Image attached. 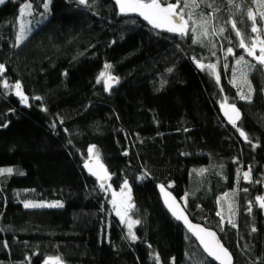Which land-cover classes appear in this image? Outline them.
<instances>
[{
	"label": "trees",
	"instance_id": "obj_1",
	"mask_svg": "<svg viewBox=\"0 0 264 264\" xmlns=\"http://www.w3.org/2000/svg\"><path fill=\"white\" fill-rule=\"evenodd\" d=\"M45 2L0 5V167L21 168L0 175V264L57 256L63 264H214L165 210L158 184L217 232L234 264H264L257 199L264 195V69L256 64L250 101L231 85L239 42L253 33L247 12L258 5L197 0L199 7L185 9L195 32L181 36L121 14L114 0H50L40 20ZM26 3L28 18L20 10ZM21 18L31 28L16 45ZM105 64L118 80L109 91L97 83ZM17 81L27 103L13 91ZM225 102L239 110L235 126L221 115ZM92 145L107 184L119 190L128 182L135 240L84 170ZM221 195L233 204L232 223L217 214ZM25 201L63 206L25 208Z\"/></svg>",
	"mask_w": 264,
	"mask_h": 264
},
{
	"label": "snow or ice",
	"instance_id": "obj_2",
	"mask_svg": "<svg viewBox=\"0 0 264 264\" xmlns=\"http://www.w3.org/2000/svg\"><path fill=\"white\" fill-rule=\"evenodd\" d=\"M4 0H0V3H3ZM50 0H46V2L43 4V7L45 10L48 9ZM79 4L85 5L87 4V0H78ZM116 4L119 6V11L121 14H127V13H138L140 16H142L146 21H148L149 24H151L154 28H163L166 29L169 32L178 33L181 36L186 35L189 33V31L195 32V21H193V27L189 28V21L192 20L193 14L191 12L188 13V18H185V9L190 7L191 5H194L195 7H199V4L197 3V0H176L175 3H169L168 0H115ZM205 0H200V3H204ZM228 2L231 4L234 2V0H228ZM254 3L258 5V9L254 12L253 10L249 9L247 12V17L249 20L253 21V26L251 28V31L253 33L260 32V29L257 27V16L260 17L261 21H264V11H260V8H264V0H253ZM182 4V6H181ZM32 5L30 3H26L21 8V16L25 14V9H30ZM211 7V5H209ZM239 7V6H238ZM204 24H207V21H203ZM232 29L236 30V35L241 36L240 31L237 29V24L235 21H230ZM225 29L221 27L219 29L220 33H223ZM201 36L207 37L208 32L205 28L203 32L200 34ZM25 39V30L23 28V25H21L20 32L16 35V45H18L21 41ZM200 37L194 36L193 42L197 43L199 42ZM15 46V45H14ZM241 49H243L248 56L254 57V59L257 62V65H264V39H260L259 37L253 38L249 43L246 42L244 39L240 40V43L238 45ZM259 47V55H256L255 49ZM228 53L233 52V48L229 47L227 49ZM244 57L241 56L237 63H240L243 61ZM197 66L201 69L209 68L214 69L215 65H203L197 61ZM112 66L110 64L104 65V71H101L99 75L97 76V83H100L103 81L105 90L108 91L113 83H117L118 80L116 77L112 76L108 70ZM251 68H255L256 65H251ZM5 70V66L0 64V72H3ZM168 71H171L169 69ZM217 81H219V76H217ZM16 88V94L21 97L22 103H27L28 98L24 96L23 91L21 90V84L19 81L16 82L15 86ZM251 95L245 96L244 94H240V99L242 100H251ZM36 99H39L37 97ZM222 109H225V116L228 117L229 122L233 124V126L236 125V121L240 119V113L239 110L236 108L235 104L227 105L225 104L221 105ZM6 126V125H5ZM241 136H244L245 139H247L246 134L241 131ZM255 147V145H253ZM90 159L93 155H95V158L97 161L99 160V154L95 151V146L92 145L88 149ZM85 167H89V162H85ZM100 168L103 169L104 175L101 176L96 172H93V175H97L98 180H104L107 179V170L104 169V166L100 164ZM14 171L13 168H0V175L3 174H12ZM89 171H92L91 168H89ZM204 171V170H201ZM244 179H250V171L244 173ZM101 188H104V184L101 183ZM128 188V182L125 180L124 184L122 185V191L121 195H124L123 189ZM161 192L164 193L166 199L165 203H168V197L171 196L170 193H168L164 186H160ZM246 191V189H245ZM130 192V189H129ZM227 195V194H226ZM116 194L113 193V205L116 210V214L118 216H121V220H124V216L127 215V211H125L123 214L121 212V208L119 205H117ZM128 201L131 200V196L129 195L127 197ZM260 201V207L264 208V198L258 197L257 198ZM63 205L60 202H53V203H34L31 201H25L24 207L25 208H37V207H62ZM133 205L127 204V208H131ZM251 210V209H249ZM176 215V213H173ZM219 215V213H218ZM177 219H184L185 223L188 225L189 230L193 231L194 234L198 236V239H200L201 244L204 246V250L208 253L210 257L215 258V260L220 261V264H232V256L229 253L228 249L224 248L222 244H220L219 240L216 238V234L211 231H206L203 228H200L199 226H193L187 219L186 216L178 215ZM135 223H139V221H129V229H131L132 225ZM229 223H232L231 220H229ZM234 226V225H233ZM255 231V229H253ZM129 235L131 239L135 240L136 236L131 231L129 232ZM156 259L158 260L159 257L157 256ZM44 264H63L62 257H48L45 259Z\"/></svg>",
	"mask_w": 264,
	"mask_h": 264
},
{
	"label": "rangeland",
	"instance_id": "obj_3",
	"mask_svg": "<svg viewBox=\"0 0 264 264\" xmlns=\"http://www.w3.org/2000/svg\"><path fill=\"white\" fill-rule=\"evenodd\" d=\"M1 4L2 3H0V5ZM24 5L25 4H22V6H20V10H21V8ZM47 10H45V8L43 7L42 12L39 13V19L40 20H44L45 19V17L47 16ZM32 13H33V11H31V9H25L24 17H27L28 18V16L30 14H32ZM185 18L186 19L188 18L186 16V14H185ZM20 25H23V28L25 30V34L31 28L30 22L28 20H26V18H21ZM258 28L260 29V32H258V33H252V35L249 37L248 40L247 39H244L246 42L249 43V46H250V42H251V40L253 38L259 37L260 39H264V21H263V25L261 27H258ZM255 52H256V55H259V47H257L255 49ZM241 56L244 57L243 61H241L240 63H237L238 59ZM256 64H257V62L254 59V57L248 56L247 53L243 49H241L240 56L234 62V68H233L232 77H231V85L236 90V93L239 96V98H240V94L241 93L244 94L245 96H247L249 94L252 96V92H253L252 74H253L255 68L253 69L250 66L251 65H256ZM261 67L263 68L264 65H261ZM14 86H13V91L16 94V91L17 90H16V88ZM17 97L21 100V97L20 96L17 95ZM227 105H231V104H227ZM89 159H90V156H89ZM91 159H94V160L97 161V159L95 158V155H93L91 157ZM98 162H99V160H98ZM8 167H11V168L14 169L13 173H16V170H18V171L20 170L21 171V168L19 166H12L11 165V166H3V167H0V168H8ZM245 172H249V171H243L242 172V178L245 181H249L250 179H244V173ZM103 191L109 197L110 206H111V208L113 210V213L115 214V216H117V218L119 219L120 223L123 225L125 231H127L128 234H129L130 231L132 232L133 227H134L135 224H133L132 227H131V229H129V226H128L129 221L130 220L131 221H134V220L130 217V215H129V208H127V204H130V201H128V199H127V197L129 196L128 189H123L124 195H121L122 187L119 190H114L109 184L106 183L105 186H104V188H103ZM113 193L116 194L115 199H116L117 205H119L120 208H121L122 214L125 211H127V215L124 216V220L123 221L121 220V216H118L116 214L115 207H114V205L112 203V201L114 199ZM259 197L264 198V195H261ZM55 202H57V201H55ZM58 202H60V201H58ZM35 203H45V204H48V203H53V202L36 201ZM184 207H185V205H184ZM232 208H233V204H232V202H231L230 199H227V197L225 195L219 196V198H218V211H217V214L219 213L218 216L222 220H225L226 221V220H229L230 219L229 216H230V213H231V209Z\"/></svg>",
	"mask_w": 264,
	"mask_h": 264
},
{
	"label": "water",
	"instance_id": "obj_4",
	"mask_svg": "<svg viewBox=\"0 0 264 264\" xmlns=\"http://www.w3.org/2000/svg\"><path fill=\"white\" fill-rule=\"evenodd\" d=\"M115 2V0H114ZM116 3V2H115ZM118 6V5H117ZM119 7V6H118ZM128 15L132 16V17H135L136 19L140 20L141 22H143L145 25H147L148 27H153L151 24L148 23V21H146L142 16H140L138 13H127ZM164 31H167L166 29H163V28H160ZM174 33V32H173ZM178 34V33H176ZM264 69V67H263ZM115 83H113L110 87V89L112 88V86L114 85ZM105 88V87H104ZM109 89V90H110ZM108 90V91H109ZM220 112H221V115L223 117V119L227 122H229V119L227 116H225L224 112H225V109H222V107L220 108ZM237 122V121H236ZM230 123V122H229ZM89 162V167H85V164L83 165L84 167V170L85 172L88 174V176L90 177H93L95 178L99 185H101V183H103L104 185L108 182V178L107 179H104V180H98L97 178V175H93V172H96L98 173L99 175L103 176L104 175V171L103 169L100 168V163L94 159H89L88 160ZM89 168L92 169V171H89ZM107 176H108V173H107ZM160 186L161 184H158L157 185V191H158V195H159V198H160V201L163 205V207L165 208V210L168 212V214L173 218V220L177 223H179L183 228L184 230L192 237V239L197 243V245L199 246V248L202 250V252L205 254V256L211 260L214 264H220V261L218 260H215V258L213 257H210L208 255V253L204 250V246L201 244L200 242V239H198V236L196 234H194V231H196L195 229L193 231H190L189 230V227L188 225L185 223L184 219H177V216L178 215H183V216H186L188 221L193 225V226H199L200 228H203L205 229L206 231H211V232H214L216 234V238L219 240L220 244L221 241L217 235V232L212 229V228H209V227H206L204 226L203 224H201L200 222H197V221H194L190 218L189 214L187 213L186 209L184 208V206L182 205V203L180 202L179 199H177V197L169 190L167 189L165 186V190L171 194L170 197H168V203H165V195L164 193L161 192V189H160ZM176 213V215H174L173 213ZM223 245V244H222ZM224 248H226L224 245H223ZM227 249V248H226ZM229 251V250H228ZM229 253L231 254V252L229 251ZM232 256V254H231ZM232 264H234V259H233V256H232Z\"/></svg>",
	"mask_w": 264,
	"mask_h": 264
}]
</instances>
